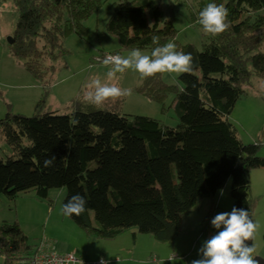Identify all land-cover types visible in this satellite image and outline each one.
<instances>
[{
    "label": "trees",
    "instance_id": "1",
    "mask_svg": "<svg viewBox=\"0 0 264 264\" xmlns=\"http://www.w3.org/2000/svg\"><path fill=\"white\" fill-rule=\"evenodd\" d=\"M103 1L15 0L18 19L9 56L44 95L33 116L7 112L0 120V139L12 152V157L0 160V197L13 202L34 192L38 200L46 201L50 191L64 189L63 204L76 194L86 200L84 213L66 217L87 238L112 242L136 229L166 244L179 236L183 217L203 200H213L230 180L232 208L248 210L252 219L250 173L264 171V158L258 157V145L240 142L228 118L252 91L253 79H264V53L251 56L264 41V0H210L228 11L229 27L215 37L205 35L196 22L207 4L201 5L191 15V25L201 30V51L176 44L178 51L191 54L194 70L182 74L177 86L166 85L162 74L139 77L136 94L159 105L174 97L175 128L150 118L96 110L79 100L64 109L68 114L42 112L56 73L54 64L67 55L63 41L75 36L85 42L84 24ZM258 13L263 16L254 18ZM106 31L118 49L94 59V65L133 48L150 54L157 46L154 36L163 45L175 43L177 35L172 21L162 20L152 0L117 4ZM52 155L54 165L44 168L43 161ZM211 213L203 221L202 234L212 228ZM33 255L18 225L0 226L3 264Z\"/></svg>",
    "mask_w": 264,
    "mask_h": 264
},
{
    "label": "rangeland",
    "instance_id": "2",
    "mask_svg": "<svg viewBox=\"0 0 264 264\" xmlns=\"http://www.w3.org/2000/svg\"><path fill=\"white\" fill-rule=\"evenodd\" d=\"M132 1L134 0H104L99 11L84 24L87 31L86 41L82 42L75 36L63 41L67 55L54 64L56 73L48 90L43 113H56L58 116L68 114L70 111L64 109L69 108L73 100L92 105L85 99V85L92 76L98 75L101 79H106L108 71L102 64L94 65L92 61L118 49L116 40L106 31V24L117 4ZM152 1L159 6L162 20L172 21L177 31L175 44L190 45L200 52L201 30L191 25V15L196 13L201 5L209 4L210 0ZM14 2L15 0H0V120L7 112L24 117L33 116L44 95L39 84L9 56L7 41L12 38L18 19ZM261 16L263 13H258L254 18ZM147 19L150 22V14H147ZM262 34L264 36V27ZM37 44L38 47H42V40L39 39ZM142 52L149 54L146 51ZM259 53H264V41L251 56ZM128 54L129 52H124L121 56L126 57ZM89 65L93 67L89 68ZM248 69L251 70L250 65ZM118 76L119 79L113 83L123 88H131L132 95L118 100L116 106L109 103L100 107L93 105L96 110L113 111L122 116L150 118L169 128L177 126V117L172 108L173 96H168L163 105L156 104L134 92L139 85L138 73L130 69ZM180 76L165 73L162 74V81L166 85L177 86ZM252 87L248 96L237 103L228 122L236 129L240 142L245 146L257 144L260 147L258 157L264 158V79H253ZM255 94L262 102L253 98ZM258 106L260 108H257ZM236 119L240 125L236 123ZM10 157L11 150L0 139V160L5 161ZM173 176L175 177L174 169ZM250 184L252 220L257 226L251 245H255L254 257L264 263V184L260 179L251 181ZM230 187L229 180L223 188L224 194L221 195L220 191L216 199L212 200L213 210L212 213L209 211L211 215L208 222L211 223V219L218 213L231 211L233 202L229 196ZM65 196L64 189L50 191L46 201L38 200L34 192L19 195L13 202L1 196L0 226L18 225L27 239V245L34 253L43 244L58 255H73L83 263L96 262L103 257L110 264H191L193 260L200 258L199 250L212 236L211 232L214 229L211 228L209 232L202 234L206 226L202 222L208 212L205 204L207 200H203V204L197 205L190 214L183 217V221H186L185 229H181L179 236L171 243H157L151 236L138 234L136 229L125 231L116 242L99 241L87 238L62 214ZM0 264H3L1 257Z\"/></svg>",
    "mask_w": 264,
    "mask_h": 264
},
{
    "label": "clouds",
    "instance_id": "3",
    "mask_svg": "<svg viewBox=\"0 0 264 264\" xmlns=\"http://www.w3.org/2000/svg\"><path fill=\"white\" fill-rule=\"evenodd\" d=\"M228 11L222 4L209 3L198 14L197 24L201 26L205 35L219 36L229 27L227 21ZM153 44L157 45L150 54L133 48L124 57L119 54L108 55L103 59L102 65L108 69L106 79L92 76L85 85V99L96 107L111 101L132 95L131 88H123L113 81L119 79L118 74L128 70L138 73L141 79H148L158 74L182 75L192 72L193 58L190 53L178 51L174 42L159 44V38L153 37ZM93 65H89V68ZM55 155L43 161V167L54 165ZM223 195V190H221ZM86 211V200L79 194L73 195L67 203L62 205V214L67 217L80 216ZM212 228L216 233L207 239L199 250L200 258L191 264H258L254 257L255 245L248 244L254 240L256 224L250 218L249 211L233 207L230 212H221L211 219ZM48 264H68L59 258L53 257ZM78 264V262H77ZM100 264H108L103 257Z\"/></svg>",
    "mask_w": 264,
    "mask_h": 264
},
{
    "label": "built area",
    "instance_id": "4",
    "mask_svg": "<svg viewBox=\"0 0 264 264\" xmlns=\"http://www.w3.org/2000/svg\"><path fill=\"white\" fill-rule=\"evenodd\" d=\"M103 59L101 60V63ZM53 257L59 258L62 262L67 261L68 264H77V262L78 264H100V260L96 262L83 263L80 260L76 259L73 255H58L49 250V248L45 247L43 244L38 247V251L35 252L29 260L21 261L15 264H48V261L52 260Z\"/></svg>",
    "mask_w": 264,
    "mask_h": 264
},
{
    "label": "crops",
    "instance_id": "5",
    "mask_svg": "<svg viewBox=\"0 0 264 264\" xmlns=\"http://www.w3.org/2000/svg\"><path fill=\"white\" fill-rule=\"evenodd\" d=\"M254 96H255V97H253V98H254L255 100H259L257 94H255ZM73 101H74V100H73ZM259 102H262V101L259 100ZM236 107H237V105L235 106L234 110L236 109ZM257 108H260V106H258ZM233 112H234V111H233ZM246 113L248 114L247 111H246ZM233 121H234V120H233ZM236 121H237L236 123H238L239 125L241 124V123L239 122L238 119H236ZM255 145H257V144H255ZM259 149H260V147H259ZM263 172H264L263 170H259V171L251 172V173H250V182H251V181H254V182H255V181H258V180L260 179V180L263 182V184H264V173H263ZM223 192H224V191H223ZM250 192H252V184H250ZM217 194H218V193H217ZM223 194H224V193H223ZM216 197H217V195L215 196L214 199H216ZM214 199H213V200H214ZM219 201H220V197H219V199H218V204H219ZM206 202H207V203H205V204H206V207H207V209H208V212H207V215H208V214H209V211H211V209H212L213 202H212V200H207ZM201 204H203V202L199 203L198 206L201 205ZM194 208H196V206H195ZM194 208H193V209H194ZM193 209H192V210H193ZM192 210H191V212H192ZM191 212H190V213H191ZM190 213H189V214H190ZM207 215L205 216V218L207 217ZM205 218H204V219H205ZM204 219H203V221H204ZM183 220H184V219L181 220V229H182V230L185 229V222H186V221H183ZM198 223H199V222H197L196 225H198ZM202 223H203V222H202ZM195 227H197V226H195ZM197 229H198V228H197ZM116 240H117V239H116ZM116 240L113 241V242H116Z\"/></svg>",
    "mask_w": 264,
    "mask_h": 264
},
{
    "label": "water",
    "instance_id": "6",
    "mask_svg": "<svg viewBox=\"0 0 264 264\" xmlns=\"http://www.w3.org/2000/svg\"><path fill=\"white\" fill-rule=\"evenodd\" d=\"M7 43H8V46H12L13 40L12 39H8ZM75 111H78L77 107H75ZM258 264H264V263L262 261L258 260Z\"/></svg>",
    "mask_w": 264,
    "mask_h": 264
}]
</instances>
